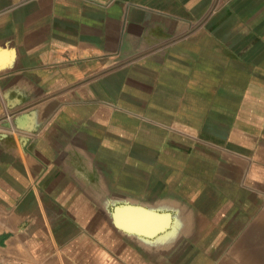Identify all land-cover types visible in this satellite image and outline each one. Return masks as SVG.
Listing matches in <instances>:
<instances>
[{
    "label": "crops",
    "instance_id": "crops-1",
    "mask_svg": "<svg viewBox=\"0 0 264 264\" xmlns=\"http://www.w3.org/2000/svg\"><path fill=\"white\" fill-rule=\"evenodd\" d=\"M135 80L163 96L223 97L222 118L193 99L205 118L177 125L174 143L201 153L148 131L136 155L133 121L120 148L114 102L135 96ZM138 185L191 200L190 217L120 194ZM120 204L169 212L171 224L125 231ZM263 210L264 0H0V262L264 264ZM170 232L185 254L167 251Z\"/></svg>",
    "mask_w": 264,
    "mask_h": 264
},
{
    "label": "rangeland",
    "instance_id": "rangeland-1",
    "mask_svg": "<svg viewBox=\"0 0 264 264\" xmlns=\"http://www.w3.org/2000/svg\"><path fill=\"white\" fill-rule=\"evenodd\" d=\"M136 71L140 74H142V69L140 67V70ZM146 75V74H145ZM143 77V76H142ZM130 82V80L128 81ZM157 82V81H154ZM133 84H135L137 88L135 90V96H130L127 94V92H122L119 94L118 98L114 102L116 105V114H117V120H118V135L121 137L120 141L122 142L121 147H123L124 150H126V135L125 131L128 127L127 121L134 122L135 125V151L136 155H141L142 147L143 145V139L144 135L143 133L150 131L151 137L154 136V138L151 139L155 145H158L159 142V136L166 135L167 141L163 143V147H177L180 148L183 152H194V153H201L200 149L197 147L196 144H188L178 142L177 144L174 143L175 139H178V137L183 136L184 133H181L179 130L180 128L177 127V125L180 126H193L195 130L198 129V124L205 118L206 113H198L196 111L192 112L189 111L188 104L192 102L193 99H197L199 103L203 104H210L212 102L215 105V116L216 118H222L224 114V99L222 96H214L212 100H210V96H208L205 92L206 89H200L202 86H199L200 91H203L204 94H200L198 96H195L194 94H191L193 90L184 89L183 91H186L187 94L185 95H177L174 94L173 90L168 89V94L166 96H163L159 94L158 90L155 92H150L148 88L144 87L142 84L138 83L136 80L132 81ZM201 83V81H200ZM143 87V88H142ZM148 91L150 92V95H148ZM165 97V98H164ZM103 103L106 104V102H109L108 97L104 96ZM180 101H182L181 107ZM151 104L150 107L148 105ZM164 104V105H162ZM107 105V104H106ZM159 107H166V111L159 112ZM106 113H104L105 115ZM209 114V113H208ZM104 128V134H110V132L113 131V129L110 131L108 124L103 125ZM108 126V127H107ZM115 126V125H114ZM113 126V128H114ZM166 131V133H162ZM216 131H221L220 127L215 128ZM186 135V134H185ZM187 136V135H186ZM191 138V137H190ZM182 141H185L183 138ZM190 141V140H187ZM141 143V144H139ZM144 146V145H143ZM121 150V149H120ZM198 153V154H199ZM167 191L172 188V185H167ZM135 193L130 195L129 197H126V191L120 194H123V196L126 198H130L131 200H134L136 202H146L151 205H159L166 204V206L169 205H175L178 206L179 210H181L184 214H187L186 216L190 217L191 213V207L190 202L191 200H177L173 194H166L165 197L167 200H159V196L157 195L156 190L150 191L146 187H142V185H138L135 187ZM121 197V196H120ZM264 214V210L262 211V215ZM188 226V225H186ZM177 227L176 229H174ZM180 228V224H173L171 229L168 231H177ZM190 230V229H189ZM175 243H181L180 249L181 252L178 254H185L184 249L189 246V243L185 240V237L181 238L180 236H175V233L170 232L167 237V246L166 249L170 254L173 251V246Z\"/></svg>",
    "mask_w": 264,
    "mask_h": 264
},
{
    "label": "water",
    "instance_id": "water-1",
    "mask_svg": "<svg viewBox=\"0 0 264 264\" xmlns=\"http://www.w3.org/2000/svg\"><path fill=\"white\" fill-rule=\"evenodd\" d=\"M6 60V53L4 56ZM142 212L147 215L143 220L139 221L138 216ZM113 220L117 227L138 235L145 237H154L157 234L165 231L171 224V213L169 212H160L153 209L146 208L142 205H133V204H120L116 205L113 209ZM159 216H164V223L159 226H154V218ZM148 223H143L142 221H147Z\"/></svg>",
    "mask_w": 264,
    "mask_h": 264
},
{
    "label": "built area",
    "instance_id": "built-area-1",
    "mask_svg": "<svg viewBox=\"0 0 264 264\" xmlns=\"http://www.w3.org/2000/svg\"><path fill=\"white\" fill-rule=\"evenodd\" d=\"M0 264H32L26 261H19V260H5L1 261Z\"/></svg>",
    "mask_w": 264,
    "mask_h": 264
},
{
    "label": "bare ground",
    "instance_id": "bare-ground-1",
    "mask_svg": "<svg viewBox=\"0 0 264 264\" xmlns=\"http://www.w3.org/2000/svg\"><path fill=\"white\" fill-rule=\"evenodd\" d=\"M147 208V207H146ZM145 214L144 212H142L140 215ZM156 220V218L153 219V221ZM147 222H150L149 220ZM155 223V222H154ZM160 225V224H159ZM158 224H154V226H159Z\"/></svg>",
    "mask_w": 264,
    "mask_h": 264
}]
</instances>
